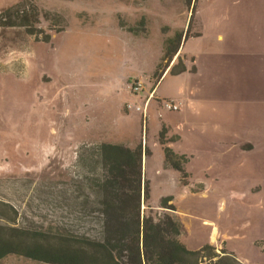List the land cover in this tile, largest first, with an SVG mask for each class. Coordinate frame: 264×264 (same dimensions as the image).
Masks as SVG:
<instances>
[{
    "label": "rangeland",
    "instance_id": "rangeland-1",
    "mask_svg": "<svg viewBox=\"0 0 264 264\" xmlns=\"http://www.w3.org/2000/svg\"><path fill=\"white\" fill-rule=\"evenodd\" d=\"M19 3L39 8L43 32L0 26V200L15 225L95 235L99 145H142L144 214L174 216L191 249L211 243L264 264V0H0V12ZM191 18L167 67L165 40ZM179 54L186 69L170 73ZM151 92L147 117L127 108ZM165 147L183 156L184 182ZM0 264L52 263L10 254Z\"/></svg>",
    "mask_w": 264,
    "mask_h": 264
},
{
    "label": "trees",
    "instance_id": "trees-1",
    "mask_svg": "<svg viewBox=\"0 0 264 264\" xmlns=\"http://www.w3.org/2000/svg\"><path fill=\"white\" fill-rule=\"evenodd\" d=\"M188 1L191 4L192 0ZM40 16L36 5L19 3L0 12V26L25 27L29 34L39 36L43 32L38 26ZM191 22L192 18L186 32H177L165 40L167 67L178 54L183 38L190 37ZM41 40L51 42V34L46 33ZM177 62L171 66L170 73L186 69L180 54ZM155 76L159 84L163 73ZM165 131L164 126L161 138L165 137ZM98 153L107 172L96 183L100 198L93 210L99 213L100 231L95 235L52 236L42 230L16 226L18 211L11 203L0 200V261L17 254L52 264H245L232 252L218 253L211 243L189 248L180 239L181 222L171 214L155 217L142 212L144 199L150 197L144 179V159L150 154L147 147L103 142ZM165 155L166 163L181 171L184 182L188 174L183 167V156L169 147H165ZM171 199L164 198L161 206L174 209L173 205H167Z\"/></svg>",
    "mask_w": 264,
    "mask_h": 264
},
{
    "label": "built area",
    "instance_id": "built-area-1",
    "mask_svg": "<svg viewBox=\"0 0 264 264\" xmlns=\"http://www.w3.org/2000/svg\"><path fill=\"white\" fill-rule=\"evenodd\" d=\"M131 91L136 95H138L139 93L142 92L143 90V83L138 80V81H134L131 86ZM154 92L150 94V98L147 99V101L144 104H138L137 102H132L129 101L127 103V108L129 110L135 111V112H142L144 117H147V107L149 105V102L151 100V95L153 96ZM163 107L168 109V110H179L180 109V104L177 103L174 100H165L162 103Z\"/></svg>",
    "mask_w": 264,
    "mask_h": 264
},
{
    "label": "bare ground",
    "instance_id": "bare-ground-1",
    "mask_svg": "<svg viewBox=\"0 0 264 264\" xmlns=\"http://www.w3.org/2000/svg\"><path fill=\"white\" fill-rule=\"evenodd\" d=\"M204 223H206V224H208V225H212V223L211 222H209L208 220L207 221H205ZM214 234V237L216 236V232L215 233H213Z\"/></svg>",
    "mask_w": 264,
    "mask_h": 264
},
{
    "label": "crops",
    "instance_id": "crops-1",
    "mask_svg": "<svg viewBox=\"0 0 264 264\" xmlns=\"http://www.w3.org/2000/svg\"><path fill=\"white\" fill-rule=\"evenodd\" d=\"M181 103H182V106H183V102L181 101Z\"/></svg>",
    "mask_w": 264,
    "mask_h": 264
}]
</instances>
